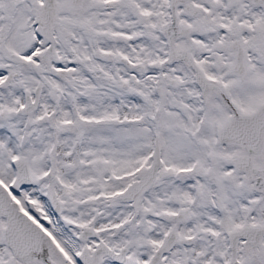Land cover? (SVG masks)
Returning <instances> with one entry per match:
<instances>
[{
	"label": "snow or ice",
	"instance_id": "obj_1",
	"mask_svg": "<svg viewBox=\"0 0 264 264\" xmlns=\"http://www.w3.org/2000/svg\"><path fill=\"white\" fill-rule=\"evenodd\" d=\"M0 264H264V0H0Z\"/></svg>",
	"mask_w": 264,
	"mask_h": 264
}]
</instances>
